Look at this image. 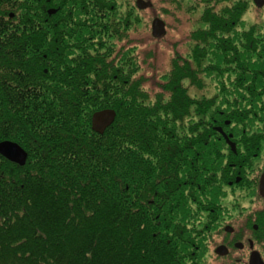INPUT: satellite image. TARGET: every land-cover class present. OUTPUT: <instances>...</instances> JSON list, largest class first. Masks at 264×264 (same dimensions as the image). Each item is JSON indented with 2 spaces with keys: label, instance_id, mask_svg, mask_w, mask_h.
<instances>
[{
  "label": "trees",
  "instance_id": "1",
  "mask_svg": "<svg viewBox=\"0 0 264 264\" xmlns=\"http://www.w3.org/2000/svg\"><path fill=\"white\" fill-rule=\"evenodd\" d=\"M113 1L43 0L45 10L88 16L91 25L75 37L81 52L59 55L58 69L53 55L38 62L26 56L0 4V142H15L28 154L24 167L0 155V264H198L193 254L207 241L202 234L225 217L228 195L242 193L259 141L236 131L247 127L241 102L198 98L190 90L202 91L214 74L225 79L227 72L212 66L234 61L240 44L264 48V35L257 38L252 28L235 36L230 56L212 52L228 41L218 39L216 26L203 50L192 33V54L174 58L166 80L149 83L143 66L149 55L141 47L153 39L138 36L134 55L116 51L118 31L107 36L115 20L106 18L118 11ZM11 9L34 11L29 0ZM130 18L131 11L123 26ZM21 19L20 13L10 23L14 33ZM259 55L249 53L258 58L249 61L251 81L260 76ZM249 87L257 98L253 89L260 87ZM106 109L116 118L99 135L92 117ZM216 128L234 134L236 154Z\"/></svg>",
  "mask_w": 264,
  "mask_h": 264
},
{
  "label": "flooded vegetation",
  "instance_id": "2",
  "mask_svg": "<svg viewBox=\"0 0 264 264\" xmlns=\"http://www.w3.org/2000/svg\"><path fill=\"white\" fill-rule=\"evenodd\" d=\"M26 1L0 0V4L5 5L3 18L7 24L6 29L10 35L17 34L19 36L26 56H35L34 60L38 62L40 60L39 56L46 59L47 54L53 55L54 67L58 69L61 65L59 55L81 52L75 37L82 30L89 31L91 27L88 22L89 17L57 15L59 8L51 7L45 10L43 0H35V2L29 0V3L34 7V11L30 14H26V10L16 12L15 9H11V7L20 8L25 6ZM139 1L151 3L152 6L147 10H140ZM46 2V4L50 3V1ZM180 2L183 6L189 3L190 9H186V13L191 10L192 15L195 17L199 10L202 11L198 21L216 26L218 39L228 40L226 48L216 46L213 49L212 52L216 54H234V37L236 35L234 26L236 23L241 27H246L250 23L259 24L264 28V0H114L111 9L118 8L119 4L124 3L129 5L131 10L136 9L146 12L148 19H151L149 22L152 42L160 45L159 48L157 47L158 51L162 54H180L179 49L175 50L176 42L168 38L169 33H172L177 24L172 23L171 17L164 16L171 10L170 7L173 4H180ZM51 9L56 12L50 14ZM20 13L22 16L19 23L20 30L18 33H14L15 31H11L10 23L12 21L16 22L17 15ZM186 13H182L184 20L189 15H186ZM106 19L111 20V17ZM156 19L165 24L166 36L161 39L152 36V25ZM80 20H83L84 24H80ZM137 26V19H132L131 22L122 25V27L119 25V30L114 37L115 45L118 47L117 50L123 49L124 53L137 54ZM244 34L246 35L245 32ZM224 35L225 37H223ZM86 38L88 40V35ZM84 45L89 46V41ZM244 45H247V41ZM157 49L151 48L152 53L157 52ZM252 50L261 54L258 62L260 76L256 81L249 79L250 75L254 76L255 74L251 71L252 65L249 64V61H257L258 59L257 56L249 58V53ZM236 51L239 54L238 49ZM72 60L73 58L68 59V61ZM241 60H243V64ZM230 61V64L212 66L214 71L225 70L227 67L232 70V73L235 72V74L233 73L235 79L220 80L217 85L228 86V89H226L228 92L233 95L238 94L239 97L236 100L241 98V101H244L245 108L242 111L247 115V127L236 131L243 132L247 140L257 137L259 141L258 152L253 154L252 158L249 157L251 159L246 164L249 167L246 171L244 190L247 191L248 195H228L226 199L229 207L227 214L220 223L207 226L211 231L202 234L203 237L207 238V241L203 246L197 248V254H193V260L198 264H264V48L251 49L244 47L243 53H240L234 61L232 59ZM34 68L35 70L39 69V66L36 64ZM44 71L47 72L46 69ZM241 72H243V80L240 81L237 77L240 76ZM251 84L254 87H260L258 90L253 89V91L259 93V96L255 99L251 95L252 88L249 87ZM254 100L257 101L256 107L252 104ZM226 125H229V123H226ZM218 129L222 128H216L219 133ZM223 132L228 137L232 136L231 141L234 143V134L227 133L225 130ZM238 179H240L239 182H237ZM241 181V178L235 180L237 184Z\"/></svg>",
  "mask_w": 264,
  "mask_h": 264
},
{
  "label": "rangeland",
  "instance_id": "3",
  "mask_svg": "<svg viewBox=\"0 0 264 264\" xmlns=\"http://www.w3.org/2000/svg\"><path fill=\"white\" fill-rule=\"evenodd\" d=\"M170 8H171V10L168 11L166 14H164V16L169 17V18L171 17L172 23H176L177 25L175 26L176 28L172 31V33L171 32L169 33L168 38L170 40H173L176 42V46H175L176 49L175 50L179 49V51L181 53L180 54H178V53H176V54H162L157 49V47L159 48L160 45L154 44V43H153V45L141 47V52L143 54L149 55V56H146L145 60L143 59V66L147 67V69H148V78H150L149 83L151 82V78H154L157 76L163 77L166 75L164 77L166 80L167 75L171 72V69H172V60L178 56L181 58L184 57V59H185L190 54H192V52H191L192 51L191 49L193 46V44L191 42L192 33H195L194 37L196 35H199L201 37L200 38L199 36H196V39L199 40L198 41L199 45H200L199 50L204 49V47L202 46L204 44L202 42H204V40L207 37H209L211 35H215L214 32L209 31L210 27H212V25L210 23H207V22L203 23V22L198 21L200 19V14L202 13V11L199 10V12H197V14H196V17L194 15H192L191 10L188 13H186V9H188V10L190 9L189 3L184 4V6L182 5L181 2H180V4L175 3ZM117 9H118L117 13H113V16H111V21L115 20V22L110 21L111 22V24L109 25L110 27H109V29H107L108 31H110V34H107V36L111 37L112 34L115 35V32H113V31H118L119 25L121 27L123 25L122 21L123 20L125 21V19H129L130 11H131V13H133V19L138 18L137 20H139V22H140L137 26V35L138 36L150 35V22H149V20H151V19H148V14L146 12H142V11H139L136 9L131 10L130 6L125 5L124 3L119 4ZM184 12L186 13V15L189 14L185 18V20L182 18V16H183L182 13H184ZM130 19L132 20V18H130ZM229 27H230V24H229ZM235 28L237 29V31H235V34H236L235 36H242V34H244V32L246 34H248V31L251 30L252 28L256 31L255 36H257V38L262 37L264 35V28H262L259 24L254 25V24L250 23L246 27H241L238 23H236L234 26V29ZM238 29H239V31H238ZM200 39L202 41H200ZM198 42H197V44H198ZM113 43H115V41ZM238 43H239V41H238ZM110 44H112V41L107 44V46H108L107 49L112 48V46H110ZM243 44H245V41ZM241 45L242 44H240L238 46L239 53H243L244 47H242ZM117 48L118 47L115 46L116 51H117ZM139 48H138V50H139ZM151 48H156L157 52L152 53ZM127 54H129V53H127ZM153 56H154V58H153ZM150 57H152V58L149 60ZM224 71L227 72V73H225V79H221L224 77V75L219 76L218 74H214V75H212L211 78L203 81V84L205 86H204V89H202V91L191 89L190 94L192 96H197L198 98L201 96H207V97L213 98V97H218V95H219V96H221V99H226L227 101L232 102V105L236 104L238 107H240V105L242 104L241 109L245 108V104H243L244 101L243 100L241 101V98H240V100H236L239 97L238 94L233 95L232 93L228 92L226 90V89H228V86L222 87L221 85H217L218 81H220V80H226V79H230V78L235 79V75H234L235 72H233L234 73L233 74L232 70L230 68L226 67ZM161 81H163V80H161ZM146 91L152 93V95L155 94L154 92L151 91V89H149V87L146 88ZM233 99L235 101H232ZM240 102H241V104H240ZM241 190H242L241 195H248L247 191L244 190V187H243V189L241 188ZM232 195H240V194L237 191H235L234 194H232Z\"/></svg>",
  "mask_w": 264,
  "mask_h": 264
},
{
  "label": "water",
  "instance_id": "4",
  "mask_svg": "<svg viewBox=\"0 0 264 264\" xmlns=\"http://www.w3.org/2000/svg\"><path fill=\"white\" fill-rule=\"evenodd\" d=\"M138 5L140 10H147L152 6L151 3L144 1H139ZM55 12L56 11L54 9H51L50 14ZM164 25L165 24L159 19L154 21L152 25V36L154 38L161 39L166 36ZM115 118L116 113L111 109L96 112L92 117V130L99 135H103L105 131L114 123ZM218 131L224 136L226 143L231 148L232 152L236 153L237 148L236 144L231 141L232 136H226L222 129H218ZM0 155L6 160L21 167L26 165L28 159V154L26 151L17 143L12 141L0 142ZM239 180L240 179H238L237 182H239Z\"/></svg>",
  "mask_w": 264,
  "mask_h": 264
}]
</instances>
